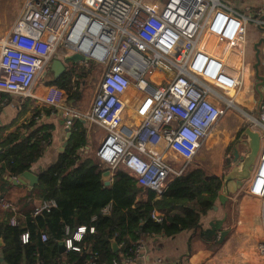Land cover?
I'll return each instance as SVG.
<instances>
[{"label": "built area", "instance_id": "obj_1", "mask_svg": "<svg viewBox=\"0 0 264 264\" xmlns=\"http://www.w3.org/2000/svg\"><path fill=\"white\" fill-rule=\"evenodd\" d=\"M261 15L249 16L222 0H19L7 32L0 36V93L32 96L31 86L58 48L100 63L102 73L88 111L65 105L62 88L52 84L41 100L61 108L66 127L77 118L102 130L93 154L108 170V180L120 168L157 196L183 170L172 162L190 161L209 126L236 107L233 95L241 85L245 28L248 23L264 26ZM260 78L256 115L247 114L259 146L245 189L260 202L261 237L255 252L264 259V78ZM54 204L42 199L32 214ZM108 208L106 204L101 212ZM149 216L161 221L154 209ZM8 220L14 223L12 217ZM81 229L84 226H76L69 234L64 226V249H79L73 241L81 237ZM45 237L41 232L40 239ZM26 238L23 231L20 241ZM141 247L138 240L129 254L108 261L92 251L82 264H121L138 256Z\"/></svg>", "mask_w": 264, "mask_h": 264}, {"label": "trees", "instance_id": "obj_2", "mask_svg": "<svg viewBox=\"0 0 264 264\" xmlns=\"http://www.w3.org/2000/svg\"><path fill=\"white\" fill-rule=\"evenodd\" d=\"M63 77L65 75H60L50 84L64 88ZM36 118L34 108L27 120L0 135V192L8 185L7 177H15L29 169L50 142L51 125L40 123ZM67 130L62 151L46 168H38L36 183L23 195L28 205L22 214L23 223H9L10 213L0 220V260L4 264H63L64 261L82 264L92 251L98 259L108 261L111 257L119 259L129 254L135 243L147 235L172 236L180 230L199 232V217L210 208L220 189L218 176L205 177L207 174L199 167L185 169L170 178L156 196L117 168L108 184L103 185L100 175L104 167L76 152L85 144L83 123L77 118L71 119ZM33 197L39 199L35 205L29 204ZM42 199H52L55 204L32 214ZM106 204L109 208L102 213L101 208ZM153 209L161 215L160 222L150 218ZM79 225L84 226V231L73 241L79 249L62 248L66 237L64 226L70 234ZM88 227H92L91 232ZM23 231L27 238L22 243L20 234ZM41 232L46 236L44 240L40 239ZM215 234L207 239H214ZM110 239L117 246L114 252L110 249Z\"/></svg>", "mask_w": 264, "mask_h": 264}, {"label": "crops", "instance_id": "obj_3", "mask_svg": "<svg viewBox=\"0 0 264 264\" xmlns=\"http://www.w3.org/2000/svg\"><path fill=\"white\" fill-rule=\"evenodd\" d=\"M226 2L234 9L249 16L259 17L264 9V0H227ZM70 53H72L70 49L60 48L56 52L55 57L62 61L64 57ZM86 58L87 57H83L82 60H77L75 62L70 59L62 61L65 68L55 77L57 78L60 75H65V77H63L65 78L63 84L64 88H62L63 103L80 113L88 111L90 108L92 96L97 86L96 82L92 84V79L99 74L101 69V65ZM45 71L49 76L41 78L38 82L35 80L30 88L32 96L23 97L16 94L0 93V135L13 130L14 127L27 120L34 108L37 110V121L51 125L50 142L44 147L41 155L31 163L29 167L30 170L35 172L38 168L44 169L55 161L57 154L60 152V147H62V143L65 141L66 144L68 137L66 129L69 127L64 125V115L62 114L61 108L58 106L45 105L41 100L46 86L50 84L51 80L55 79L52 77V73L47 67L44 72ZM88 95L90 96L87 99ZM128 114L132 115V112L128 110ZM79 120L83 123V127L85 128V144L79 147L76 152L81 157H89L97 161L93 152L103 132L95 124L84 119ZM93 134L98 135L95 144L94 141H90ZM88 140L94 147L93 151L89 150ZM211 140L212 138L209 139L208 142L204 141L202 143V147L205 150H208ZM171 155L173 154L170 153V156ZM201 156L200 159L203 158V156ZM194 157L195 154L192 158ZM195 167H199L203 170L200 165H196ZM206 174L220 177L219 170ZM3 177L6 176L4 175ZM10 178L7 177L8 185L6 189L0 192V220L5 218L6 213H10L9 218L12 217L15 222L18 221L22 224L23 211L28 208V205L23 201V195L28 194L34 185L28 188L21 183L12 184L9 181ZM108 178L109 174L106 179L108 180ZM38 201L39 199L33 197V200L29 202V204L35 205ZM3 203L9 204V206L4 207ZM259 206L260 202L256 197L247 200L245 198H238L233 203L232 209H223L222 207L221 209L219 207L216 212L219 213L220 219H223L222 224L224 223L225 217L240 214L250 217L252 220H258L260 228L258 218ZM210 209L208 208L205 214L200 215L198 220L199 225L203 223L205 218L211 217L208 213ZM213 213L216 214L215 212ZM196 232L192 230H180L172 236H164L161 234L147 235L141 239L142 247L139 255L131 260H122L121 264H214V257L216 255L213 251L215 248L212 249L210 244L212 240L206 239L208 237H203ZM218 234L219 232H216L215 239L218 237L216 239L217 242L219 241ZM224 257L225 256L219 253L217 259H223ZM62 260H64L63 256ZM0 264L4 263L0 260ZM63 264H66V262L64 261Z\"/></svg>", "mask_w": 264, "mask_h": 264}, {"label": "rangeland", "instance_id": "obj_4", "mask_svg": "<svg viewBox=\"0 0 264 264\" xmlns=\"http://www.w3.org/2000/svg\"><path fill=\"white\" fill-rule=\"evenodd\" d=\"M222 1L227 3V0ZM17 2H19V0H0V36L7 32L9 24L15 15ZM259 27L264 28V26H258L256 24L253 25L252 23H248L245 28L246 53L243 57L244 64L241 85L236 90L235 95H233V102L236 107L229 108L219 119L209 126L204 138L198 146L194 158H192L187 163H184V160L181 159L173 161L172 164L174 166L183 167V170H185L195 167L196 165H200L205 171H203L205 174L219 170V178L221 181V175L225 170L226 160L231 159V151L232 147L234 146V142L238 138L240 139V134L244 128L248 127L251 129V124L249 119H247V114L250 116L256 115L255 106L258 90L262 81L260 77L264 78V42L260 40L261 37H264V33H262ZM256 28L257 30L255 32L254 29ZM256 36L258 37L257 39ZM257 40L260 41L257 44L258 64L256 65L257 68L255 72L253 68L255 57L252 43ZM98 64L101 65L100 63ZM101 73L102 65L99 74L92 79V84L98 82ZM157 75L158 71L157 73L155 72L154 76ZM47 76H49V74L45 71L41 77L36 79V81L38 82L41 78H46ZM89 96L90 95L87 96V99ZM126 116H128L127 110ZM123 121L127 123L128 117L124 118ZM235 137L236 139L234 140ZM97 138L98 135L93 134L90 141H94L95 144ZM211 138L212 140L210 141V146L208 150H205L202 147V143L204 141L208 142V140ZM90 141L88 142V147L90 151H93L94 147L91 145ZM201 155L203 156L202 159H200ZM246 180L247 178L244 179L240 186L233 192L226 191V193L223 194L225 198L223 199L222 203L218 201L217 197L213 199L212 205H214L215 208H209L210 211L208 213L211 217L204 219L203 223L200 224V230L208 227L209 220L220 218L219 213L216 212L219 207H222L223 209H232L233 203L238 198H245L246 200L254 199V197L248 194L245 189ZM141 197L143 198L144 195L141 194ZM217 230H225L226 232L221 238H219L218 242L216 241L218 237L215 239L216 234L213 236L214 239H212L210 242L212 249L215 248L213 250L214 254L216 255L214 257V264H264V259L259 257L255 252V246L261 237L258 220H252L250 217L245 215L235 214L225 217L224 223L219 228H217ZM219 253L225 257L223 259H217Z\"/></svg>", "mask_w": 264, "mask_h": 264}, {"label": "water", "instance_id": "obj_5", "mask_svg": "<svg viewBox=\"0 0 264 264\" xmlns=\"http://www.w3.org/2000/svg\"><path fill=\"white\" fill-rule=\"evenodd\" d=\"M264 13V9H263ZM263 16V15H261ZM259 29L264 33V28L259 27ZM262 42H264V39L262 37L260 38ZM260 40L255 41L252 44V48L254 50V57L255 62L253 63L254 71L256 72V65L258 64V48L257 44ZM67 59H70L71 61H77L82 60L83 55L79 52H72L69 55H67ZM48 70L52 73V77L55 78L65 67L61 60H59L56 57H52L47 65ZM66 133L68 135V130L66 129ZM243 136L242 144L246 146V150L244 153L240 156V154L237 152L235 148L232 149V155L230 162L228 160L229 165L226 166L225 170L223 171L221 175V184L219 193L217 194V199L220 203H222L223 199L225 198L223 194L228 192H233L236 188L240 186V184L243 182L244 179L249 177L250 170L252 169L253 162L256 157V153L259 146V136L258 134L253 131L252 129H249L248 127L244 128L240 134ZM239 139V138H238ZM65 145V141L62 143V147H60V151H62L63 146ZM1 150V149H0ZM108 174V170L104 169L100 175V179L102 181L103 185L108 184V180L106 179ZM209 176L208 174L205 175ZM37 176L36 172L27 169L19 173L17 176L10 178V182L12 184L21 183L26 185V187L30 188L33 186V184L36 183ZM211 209H214V205H210ZM221 219H215V220H209L208 221V227L201 229L198 234L204 237H210L214 234L215 231H218L217 228L220 227ZM225 230H219V238L222 237V235L225 233ZM110 249L112 252L116 251L117 246L113 239H110ZM0 245H2V241L0 238ZM62 248H64L62 246Z\"/></svg>", "mask_w": 264, "mask_h": 264}, {"label": "flooded vegetation", "instance_id": "obj_6", "mask_svg": "<svg viewBox=\"0 0 264 264\" xmlns=\"http://www.w3.org/2000/svg\"><path fill=\"white\" fill-rule=\"evenodd\" d=\"M255 30V32H256V30H257V28L256 29H254ZM258 37L256 36V39H257ZM255 39V40H256ZM263 39H264V37H263ZM253 44V43H252ZM236 139V137L234 138V140ZM242 140H243V136H241L240 137V139H237L235 142H234V146L232 147V149L233 148H235L236 150H237V152L240 154V156L244 153V151L246 150V146L244 145V144H242ZM231 155H232V151H231ZM228 160H229V162H230V159H227L226 160V165H225V168H226V166L227 165H229L230 163H228ZM220 219V218H219ZM217 220V219H216ZM222 221H223V219H221V222H220V226L222 225ZM215 232H219V230L218 231H215Z\"/></svg>", "mask_w": 264, "mask_h": 264}, {"label": "bare ground", "instance_id": "obj_7", "mask_svg": "<svg viewBox=\"0 0 264 264\" xmlns=\"http://www.w3.org/2000/svg\"><path fill=\"white\" fill-rule=\"evenodd\" d=\"M79 49L81 50V51H83V50H85V46H84V44L83 43H81L79 46ZM67 56L66 57H64V59L62 60V61H66L67 60ZM157 73V72H156ZM160 77V76H159Z\"/></svg>", "mask_w": 264, "mask_h": 264}, {"label": "snow or ice", "instance_id": "obj_8", "mask_svg": "<svg viewBox=\"0 0 264 264\" xmlns=\"http://www.w3.org/2000/svg\"><path fill=\"white\" fill-rule=\"evenodd\" d=\"M81 231H83V229H81ZM77 239H79V237H77Z\"/></svg>", "mask_w": 264, "mask_h": 264}]
</instances>
